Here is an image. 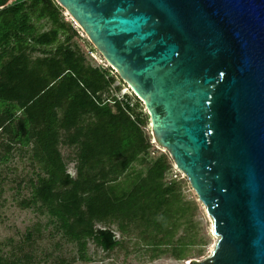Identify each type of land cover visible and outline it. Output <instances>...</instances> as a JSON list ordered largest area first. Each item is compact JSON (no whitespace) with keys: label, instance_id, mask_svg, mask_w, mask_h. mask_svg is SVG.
<instances>
[{"label":"trees","instance_id":"obj_1","mask_svg":"<svg viewBox=\"0 0 264 264\" xmlns=\"http://www.w3.org/2000/svg\"><path fill=\"white\" fill-rule=\"evenodd\" d=\"M0 6V192L11 162H26L16 183L26 194L16 206L45 219L55 247L74 250L52 264L88 263L90 242L105 253L132 243L151 261L201 257L207 242L194 221L197 197H185V177L166 181L175 167L153 149L142 102L109 66L87 62L77 42L95 49L55 0ZM120 89L129 95L117 97ZM62 148L71 150L73 176ZM41 239L36 225L0 264H41L34 255Z\"/></svg>","mask_w":264,"mask_h":264},{"label":"water","instance_id":"obj_2","mask_svg":"<svg viewBox=\"0 0 264 264\" xmlns=\"http://www.w3.org/2000/svg\"><path fill=\"white\" fill-rule=\"evenodd\" d=\"M55 1L210 216L217 241L187 264H264V0Z\"/></svg>","mask_w":264,"mask_h":264},{"label":"rangeland","instance_id":"obj_3","mask_svg":"<svg viewBox=\"0 0 264 264\" xmlns=\"http://www.w3.org/2000/svg\"><path fill=\"white\" fill-rule=\"evenodd\" d=\"M63 17L64 21L73 23L66 12L63 14ZM73 25L75 28L79 29L74 23ZM47 28V26H44L43 30L45 31ZM79 35L81 38H84L82 32L81 34L79 33ZM77 45L89 64L92 66H107L97 52H90L80 41L77 42ZM116 85H118L117 82H115L113 87ZM124 95H129L127 89H120V91L116 93V96L119 98ZM153 149L159 148L154 144ZM61 153L67 164V172L73 176L75 172L74 163L69 160L71 150L62 148ZM27 172V163L16 158L11 162L9 170L4 174L6 178L2 183L3 191L0 192V256L8 253L13 244H17L25 237V234L28 231H32L36 225H39L42 239L37 240L34 245V255L36 259L39 260L41 264H52V260L55 257L69 259L74 254V250L69 245L54 246V242L57 238L55 237V239H53L49 236L51 228L45 226V219L33 210H21L16 206L15 200L20 199L26 194L24 191L17 190V179L19 180V178L25 177ZM173 174L174 175L171 178H166V181H169L178 175L180 178L184 177L176 169ZM184 194L187 199H193L194 196H196L191 188L185 189ZM196 201L198 206L194 221L197 223V229L199 230L200 236L207 243L203 255L190 260L201 261L210 255L217 241V237L212 232V220L210 216L206 213L203 205L198 200ZM115 235L117 236L118 234L115 233ZM88 257L90 258L88 263L77 261L73 264H187L188 262L176 261L169 257H161L157 260L151 261L147 258L143 250L134 247L132 243H128L124 249H116L113 252L105 253L99 248H96L94 244L90 242L88 244Z\"/></svg>","mask_w":264,"mask_h":264},{"label":"built area","instance_id":"obj_4","mask_svg":"<svg viewBox=\"0 0 264 264\" xmlns=\"http://www.w3.org/2000/svg\"><path fill=\"white\" fill-rule=\"evenodd\" d=\"M4 7L3 6H0V10H2Z\"/></svg>","mask_w":264,"mask_h":264}]
</instances>
